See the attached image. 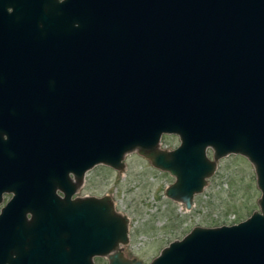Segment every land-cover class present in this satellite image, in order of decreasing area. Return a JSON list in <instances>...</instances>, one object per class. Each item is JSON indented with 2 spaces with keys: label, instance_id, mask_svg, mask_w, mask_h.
<instances>
[{
  "label": "water",
  "instance_id": "obj_1",
  "mask_svg": "<svg viewBox=\"0 0 264 264\" xmlns=\"http://www.w3.org/2000/svg\"><path fill=\"white\" fill-rule=\"evenodd\" d=\"M76 19L70 31L41 0H0V190L11 175L27 189L66 187L69 171L74 189L89 168L120 169L136 150L174 176L164 192L190 208L216 160L241 154L254 166L259 209L195 225L148 264H264V0H89ZM50 44L68 57L41 66L40 46ZM163 133L179 143L160 148ZM24 202L13 196L0 214V264H37ZM83 203L90 258L142 264L122 254L128 217L110 197ZM12 213L21 223L7 220Z\"/></svg>",
  "mask_w": 264,
  "mask_h": 264
},
{
  "label": "rangeland",
  "instance_id": "obj_2",
  "mask_svg": "<svg viewBox=\"0 0 264 264\" xmlns=\"http://www.w3.org/2000/svg\"><path fill=\"white\" fill-rule=\"evenodd\" d=\"M178 143L176 134L163 133L159 147L172 149ZM207 155L212 158L211 148ZM123 161L120 169L101 163L89 168L78 192L108 195L114 209L128 217V241L120 249L124 257L139 258L142 264H148L169 241L181 238L195 225L230 224L259 209L254 166L244 155L219 157L190 208L165 194L174 180L168 171L155 167L136 150L127 152ZM95 261L108 264V257H96Z\"/></svg>",
  "mask_w": 264,
  "mask_h": 264
},
{
  "label": "flooded vegetation",
  "instance_id": "obj_3",
  "mask_svg": "<svg viewBox=\"0 0 264 264\" xmlns=\"http://www.w3.org/2000/svg\"><path fill=\"white\" fill-rule=\"evenodd\" d=\"M41 2L45 10H49L50 21H55L58 24V19L64 18L65 22L67 19L70 22L71 31L79 26V21L76 18L80 15L84 18L86 4L89 0H41ZM45 30L46 27L42 28L43 32ZM64 49H67L66 52H61ZM39 51V64L45 66L42 64H48L57 59H66L69 50L64 46L59 47L56 44H50L41 45ZM3 137L5 138L6 135L3 134ZM67 176L69 186L66 187L56 185L51 188L39 187L38 189H27L28 182H24L21 185L17 180L18 176L11 175V182L7 180V183L10 184L9 188L0 190V214L3 207L6 206L13 196H17L20 201H25L20 205L19 210L25 211L26 221L23 222L25 226L29 227L33 222L37 227L33 235L34 242H36L35 258H37V264H90V259L92 260V264H98L95 258L103 255H92L90 258L85 242L87 223L83 218L86 213L83 199L88 198L90 195L86 193L79 194L78 189L80 184L74 189L71 188L70 185L74 184L76 179L70 171ZM11 184L18 187L11 186ZM15 189H18V192H15ZM79 200L82 203V218L77 221ZM27 201L31 203L27 204ZM16 214L12 213V219L10 215L7 220L12 224L18 225L17 223L21 220L16 218ZM74 229L81 232V241L73 235ZM28 242H31V237L25 241L23 245L25 249H27L26 244ZM13 248L14 246L9 247L6 254L8 255L11 252L12 256H15ZM3 264H27V262L21 260V262L12 261L11 263L8 258H5Z\"/></svg>",
  "mask_w": 264,
  "mask_h": 264
}]
</instances>
